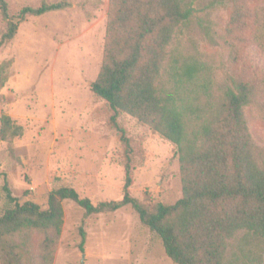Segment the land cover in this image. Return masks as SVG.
<instances>
[{
	"label": "rangeland",
	"instance_id": "rangeland-1",
	"mask_svg": "<svg viewBox=\"0 0 264 264\" xmlns=\"http://www.w3.org/2000/svg\"><path fill=\"white\" fill-rule=\"evenodd\" d=\"M7 1L10 14L18 15L44 0ZM46 1L68 5L28 15L0 48V71L3 67L7 76L4 83L0 78V117L6 113L23 127L22 135L0 139V213L11 206L3 190L6 182L21 202L32 199L43 207L61 186L76 188L94 203L121 200L125 192L123 133L109 103L91 89L104 59L110 0ZM184 1L195 11L169 45L163 83L172 88L174 74L186 63H197L201 71L186 92L194 89L200 102L218 101L236 79L258 84L244 113L263 165L264 0ZM237 11L244 24L233 23ZM6 27L0 9V38ZM116 121L133 147L130 194L150 207L175 203L183 195L177 146L126 112ZM63 206L52 264H178L131 205L92 214L73 200H64ZM41 239L37 229L15 236L28 264H41ZM224 264H264V236L239 231L228 241Z\"/></svg>",
	"mask_w": 264,
	"mask_h": 264
},
{
	"label": "trees",
	"instance_id": "trees-1",
	"mask_svg": "<svg viewBox=\"0 0 264 264\" xmlns=\"http://www.w3.org/2000/svg\"><path fill=\"white\" fill-rule=\"evenodd\" d=\"M67 5L66 1L44 0L39 7L25 6L20 14L11 15L8 1L0 0L7 22L0 48L16 36L28 15L40 16ZM194 11L184 0H110L104 59L91 89L109 103L115 112L114 124L123 133L128 159L124 196L94 203L76 188L61 186L50 192L48 206L43 207L32 199L21 202L6 182L3 190L11 206L0 213L2 264H28L15 241L26 229L41 233L39 261L52 264L64 224V200L77 202L87 214L131 205L178 264H224L228 241L239 231L264 236V164L258 161L244 113L259 85L236 79L218 101L200 102L194 89L186 92L201 71L197 63L184 64L174 74L172 88L163 83L169 45ZM233 23H245L241 11L235 13ZM121 112L177 146L183 195L175 203L160 201L150 207L130 194L133 147L126 129L116 121ZM0 120V139L23 134L22 125L10 115L4 113ZM81 232L83 249L84 229Z\"/></svg>",
	"mask_w": 264,
	"mask_h": 264
}]
</instances>
